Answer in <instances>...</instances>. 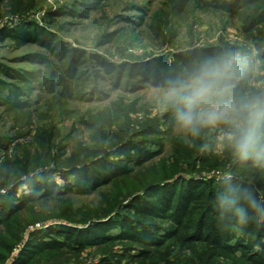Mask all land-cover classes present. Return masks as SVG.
Returning <instances> with one entry per match:
<instances>
[{
	"label": "trees",
	"instance_id": "obj_1",
	"mask_svg": "<svg viewBox=\"0 0 264 264\" xmlns=\"http://www.w3.org/2000/svg\"><path fill=\"white\" fill-rule=\"evenodd\" d=\"M102 1L80 0L69 7L68 13L86 18ZM160 3V11L150 17L149 23L159 38L169 26L188 24L202 13L215 18L221 28L229 21L236 22L251 47L234 43L222 34L212 42L190 43L168 54L150 52L146 57H137L123 48L124 59L113 62L68 45L46 26L24 21L11 27L5 21L8 17L0 16V38H10L19 46L36 43L59 64L49 62V70L39 80L36 70H17L0 62V104L7 108L12 120L6 130H0V150L4 152L0 186L8 190L0 192V264L10 249L24 239L31 225L11 264H91V255L97 256L92 264H264V216L252 213L248 223L241 224L234 212L221 215L219 209L217 197L225 193L235 192L241 197L251 193L264 200V166L241 161L231 146L223 160L216 163L228 171L218 179L167 174L153 182L145 174L137 181V191H129L126 198V193L107 191L91 211L72 205V194L101 193L135 169L146 168L147 162L163 150L156 136L172 132L177 125L170 107L164 105L163 110L152 113L137 99L128 101L119 96L78 115L77 121L88 129V139L70 148L56 121L60 111L55 109L53 97L82 96L86 72L79 70L87 61L115 70L116 78L126 72L128 78L163 87L166 79L205 57L233 52L247 58L251 65L240 81L241 89L264 93V77L258 78L259 85L252 83L257 60L264 58V0ZM37 4V0H10L8 12L26 16ZM62 10L49 14L60 15ZM145 14L138 16L137 25L143 24ZM119 16L129 24L105 33L104 40L113 41L119 48V43L129 36L130 48L139 37L132 26L136 21L130 15ZM33 80H39L40 87L45 86L51 95L44 98V108L30 107ZM212 128L217 127L203 128L199 135L190 133L188 143H182L181 153L177 151L190 160L188 165L193 170L197 162L202 168L213 164L206 153L212 146L207 141ZM75 129L73 124L71 130ZM23 184L25 188H21ZM64 201L68 203L64 205ZM238 206L247 208V201L241 198ZM36 223L42 224L34 226Z\"/></svg>",
	"mask_w": 264,
	"mask_h": 264
},
{
	"label": "rangeland",
	"instance_id": "obj_2",
	"mask_svg": "<svg viewBox=\"0 0 264 264\" xmlns=\"http://www.w3.org/2000/svg\"><path fill=\"white\" fill-rule=\"evenodd\" d=\"M26 1V0H23ZM38 4L30 12H27L26 16H18L17 14H10L9 5L10 0H0V16L8 17L7 24L11 27L20 25V23L32 22L39 25H43L52 30L58 37L62 38L68 45L72 47H79L84 49L87 53H98L104 58L117 62L124 59L121 54V50L125 49V53H133L137 57H142L150 53H166L172 52V50L180 49L182 46H188L190 43L195 45L208 43L214 41L218 35H225L227 39L240 45L251 47V44L247 42L240 32L238 24L234 21H229L225 28H221L218 21L206 14L198 13L194 21L185 24L178 23L177 25L169 26L166 30L163 38H159L154 30L149 26L151 18L154 13L160 11L161 0H104L99 5V8L92 10L88 17H75L68 13L69 7L79 2L80 0H37ZM143 7V9H139ZM63 9V10H62ZM62 10L60 15H50L52 11ZM146 13V14H145ZM8 14V16H6ZM10 14V15H9ZM145 14L144 22L142 25H137L139 15ZM119 15H130L131 19H134L132 26H135L139 37L134 39L133 45L129 48V39L119 43V48L114 46L113 41H105V33L115 29L121 25H128L129 23L121 19ZM28 19V20H27ZM1 22V21H0ZM3 22L0 23V26ZM105 41V42H104ZM117 47V48H116ZM253 51L255 49L253 48ZM172 59V55L169 56ZM146 59V58H144ZM55 65H59L54 56L49 54L41 46L36 43H29L19 46L14 40L10 38H0V62L4 63L17 70H36L39 76V80L47 73L50 68L49 62ZM85 71L86 78L84 79V86L81 89V97L67 98V97H53L55 100V109H59L60 113L56 116V121L60 124L61 130L66 136L65 142L71 148L75 146L79 141L88 139V129L84 124L77 121L78 115H80L85 109L98 108L103 105H107L111 100L117 99L119 96H123L125 100L137 99L138 102L147 110L152 113L163 110L164 104L162 97L164 93V87L157 86L150 82H143L136 77H127V73H123L120 78H116L115 70L108 68L107 66L100 65L94 60L87 61V64L80 70ZM127 71V70H126ZM252 83L259 85L261 83V77H264V58H259L256 63L255 74L253 75ZM257 78V79H256ZM9 81H15L22 84L15 78H8ZM33 80L31 82L30 92V107L41 108L46 101L44 98H51L47 92L45 86L40 87V82ZM63 102V103H62ZM44 108V107H43ZM63 109H70V113H65ZM36 114V113H35ZM34 114V115H35ZM10 112L4 106L0 104V130H6L11 124ZM39 121H42L39 120ZM73 124L76 126L74 131L71 130ZM220 126L216 129L212 128L207 141L212 143L211 149L207 150V154L210 157L209 168L203 166L200 162L196 163V169L193 170L189 161L182 152V143H188L190 132L182 130L176 125L172 132L163 133L161 136H156L162 142L163 150L153 158L152 161L147 162L146 168L135 169L130 175L124 179H120L115 183L114 187L103 190L100 192H94L91 194H72L71 202L73 207L82 211H91L93 207L99 205L102 194L109 191L111 194H125V198L130 193H134L137 186V181L144 177L145 174L150 175V179L153 182L162 179L163 176L169 175L173 177L195 176H225L228 171L224 170V167L216 165L225 157V151L229 143L222 138V131ZM155 138V139H156ZM189 147L193 148V143H189ZM4 152L0 150V162ZM145 169H147L145 171ZM200 169V170H199ZM198 171H200L198 173ZM172 177V178H173ZM170 178V179H172ZM59 182L63 180L57 177ZM141 180V179H140ZM25 184L21 188H25ZM20 188V190H21ZM6 187L0 186V192H7ZM124 198V199H125ZM126 200V199H125ZM65 203L68 202H63ZM51 204V203H48ZM54 204V203H52ZM55 220V218H50ZM46 221V220H45ZM38 224V225H36ZM34 226H40L42 223H36ZM32 226V225H31ZM29 226L24 233V239L13 246L4 262L1 264H11V261L17 255L21 245L27 236V232L32 228ZM2 252V250H0ZM86 252H89L86 251ZM89 255V254H88ZM94 257V258H93ZM97 260V256H89L88 261L94 263Z\"/></svg>",
	"mask_w": 264,
	"mask_h": 264
},
{
	"label": "clouds",
	"instance_id": "obj_3",
	"mask_svg": "<svg viewBox=\"0 0 264 264\" xmlns=\"http://www.w3.org/2000/svg\"><path fill=\"white\" fill-rule=\"evenodd\" d=\"M250 61L233 52L208 56L164 82L162 102L175 112L180 129L199 135L209 126L223 125L222 138L241 161L264 166V93L244 91L243 75ZM243 198L248 207L238 206ZM221 215L234 212L247 224L252 213L264 216V200L251 193L217 197Z\"/></svg>",
	"mask_w": 264,
	"mask_h": 264
},
{
	"label": "built area",
	"instance_id": "obj_4",
	"mask_svg": "<svg viewBox=\"0 0 264 264\" xmlns=\"http://www.w3.org/2000/svg\"><path fill=\"white\" fill-rule=\"evenodd\" d=\"M36 225H38V224H36ZM88 264H90V263H88Z\"/></svg>",
	"mask_w": 264,
	"mask_h": 264
}]
</instances>
